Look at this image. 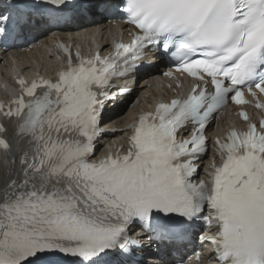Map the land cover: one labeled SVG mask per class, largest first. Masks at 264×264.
I'll return each instance as SVG.
<instances>
[{
    "label": "snow or ice",
    "instance_id": "obj_1",
    "mask_svg": "<svg viewBox=\"0 0 264 264\" xmlns=\"http://www.w3.org/2000/svg\"><path fill=\"white\" fill-rule=\"evenodd\" d=\"M104 13L134 27L128 44L75 60L64 47L55 80L21 81V95L0 104L20 116L31 148L0 176V264H146L145 240L179 243L200 221L216 225L205 239L219 264H264V119L217 139L220 164L193 180L210 116L245 103V90L264 93V0H0V38ZM153 45L197 82L140 115L124 154L97 158L101 114L121 94L112 80Z\"/></svg>",
    "mask_w": 264,
    "mask_h": 264
},
{
    "label": "bare ground",
    "instance_id": "obj_2",
    "mask_svg": "<svg viewBox=\"0 0 264 264\" xmlns=\"http://www.w3.org/2000/svg\"><path fill=\"white\" fill-rule=\"evenodd\" d=\"M95 26H96V24H92L90 27H88L87 29H86V31H82L81 33H87V35L85 36V38H90V37H93L94 35H95V33L94 32H96L95 31ZM38 54H31V55H27V54H24V55H22V57H19L20 58V60H22V63L24 64V66H28V64H25L24 62L25 61H27V60H31L32 58H33V56H37ZM20 56V55H19ZM22 58V59H21ZM9 59L10 58H8L7 60H6V63H9ZM48 59V58H47ZM46 59V60H47ZM45 60V61H46ZM5 66V65H4ZM53 61L51 60V61H49V62H47V63H45V64H43V66H42V69H46L48 72H54L55 70L53 69ZM105 121H106V119H105Z\"/></svg>",
    "mask_w": 264,
    "mask_h": 264
}]
</instances>
